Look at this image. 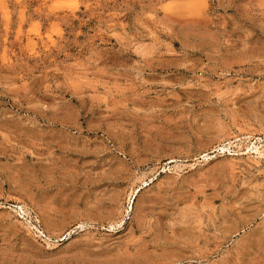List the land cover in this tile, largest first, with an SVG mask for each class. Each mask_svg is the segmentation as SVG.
<instances>
[{
	"label": "rangeland",
	"instance_id": "rangeland-1",
	"mask_svg": "<svg viewBox=\"0 0 264 264\" xmlns=\"http://www.w3.org/2000/svg\"><path fill=\"white\" fill-rule=\"evenodd\" d=\"M0 264H264V0H0Z\"/></svg>",
	"mask_w": 264,
	"mask_h": 264
},
{
	"label": "bare ground",
	"instance_id": "bare-ground-1",
	"mask_svg": "<svg viewBox=\"0 0 264 264\" xmlns=\"http://www.w3.org/2000/svg\"><path fill=\"white\" fill-rule=\"evenodd\" d=\"M253 146H254V145H253ZM256 146H257V145H256ZM258 150H259V149H258ZM258 150H255V151H258ZM260 152H262V151H260ZM260 154H261V153H260ZM134 191H135V190H134ZM132 196H133V194H132ZM130 199H131V198H130ZM128 209H129V208H128ZM112 224H113V223H111L110 226H112ZM112 227H113V226H112ZM35 229H36V228H35ZM40 230H41V229H40ZM40 230H39V231H40ZM40 233H42V232H40ZM42 235H43V234H42ZM44 235H45V234H44ZM45 236H46V235H45ZM47 238H48V237H47Z\"/></svg>",
	"mask_w": 264,
	"mask_h": 264
}]
</instances>
